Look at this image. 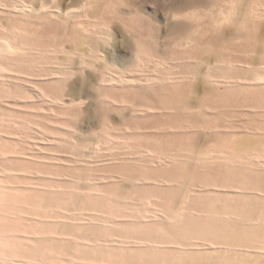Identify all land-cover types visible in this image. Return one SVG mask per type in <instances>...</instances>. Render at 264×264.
Returning <instances> with one entry per match:
<instances>
[{
    "label": "rangeland",
    "instance_id": "374dc122",
    "mask_svg": "<svg viewBox=\"0 0 264 264\" xmlns=\"http://www.w3.org/2000/svg\"><path fill=\"white\" fill-rule=\"evenodd\" d=\"M0 1L11 4L15 0H11V2L9 0ZM110 1H100V5L98 4L95 8L96 11L94 10L93 12L81 9L83 5L81 0L65 4L64 8L68 5V7H76V10L81 11L74 19L75 25H72L73 22L67 25L57 19L52 22L53 18H48L49 15L44 18V21L35 18L25 19L22 17L23 19H21V17H16L15 15L12 16V19V17L7 18L2 15L0 23H10L20 31V38L28 41V43L38 44L41 37H45L47 42L53 40L51 44L56 48L60 47V50L66 49L72 63L77 62L83 54L85 59H90V56H88L89 46L82 45L80 47L83 53L73 48L78 43V40L84 36L79 32H76L73 37L70 34L73 28H78V22L83 23L87 20L84 23L91 22L98 28H92L93 30L102 32H106L107 28L110 27L111 32L115 34V37L120 42L115 44L116 48L109 45L110 51L118 53L123 60L127 59L126 61H128V59L134 58V54L140 50V58L146 59L140 61L138 65H133L134 63L128 65L125 70L129 72L128 70L131 69L134 71L133 75L136 73L135 76L142 78H162L166 74L176 76L183 72H192L199 69L205 72L204 77L206 78L207 74L211 72L213 76L211 80L222 79L218 77L223 75L222 70L228 72L227 77H236L239 74L242 75L248 72V65L257 58V52L259 50L264 51V29L260 31L259 26L255 25L252 21L253 18H251L256 11L264 12V0H245V2L235 0L238 9L243 5L245 6V13L247 10L249 13L240 17L242 19H239V27L236 26L232 32L225 30L222 33L207 29L211 26L213 18L217 19L221 12L228 11V0ZM46 2L51 4L52 0H47ZM175 3L183 4L177 6ZM173 4L175 5L173 6ZM135 11L139 12V14ZM168 12L170 13L168 14ZM175 13L179 14L172 20L170 16L173 17ZM88 14L92 18L87 19ZM83 15L84 17H82ZM49 19H51V22ZM149 19L153 23H150ZM31 21L35 26L34 24L32 25ZM46 21L47 24H43ZM55 22L56 24H54ZM106 24H109L107 28ZM175 24L180 26L175 28L173 27ZM259 37H261V42ZM187 38L193 41L188 47L185 46L184 41ZM180 40L183 42L180 43ZM110 42L114 43L113 41ZM55 47L51 49L55 50ZM148 59L152 61H148ZM207 61L210 62L209 65L204 63ZM56 62L59 63L56 64ZM68 62L66 54L59 52L53 54L51 58L49 56L45 60L37 62L35 68L22 67L21 70L33 73L35 70L44 69L42 73H47L53 67H56L54 69H63L62 71H64L68 68L66 66ZM157 63H162V65ZM7 65L10 66L9 68L12 71L20 69V67L13 64ZM114 70H121V66H116ZM125 74L127 73L125 72ZM30 78L32 79L30 81L33 82L32 86H29L30 83L26 82L13 81L15 82L13 83L8 80L7 82L0 80V83H5V88L2 86L3 84H0V94H3L0 95V102L9 101L11 105H14V108L8 109L0 104V134H7L11 137L10 139L4 138L0 140V182L10 186L31 184L42 188L48 187L54 191L53 193L57 197L64 200L69 197L72 191L85 193L91 212L96 219H100V221H93L96 223H93L94 228H99L103 231L100 242L108 238L121 239L118 236V231L123 226L120 227L114 223L117 219L127 220L129 223L134 222L133 224L139 225L137 227L139 230L136 229L137 234L142 236L141 233L145 235V229L148 226L141 227L138 223L140 218L144 216L148 217L151 224L154 225L177 226L181 223H186L188 217L205 218L208 215L203 209V204H198L194 201L198 193L194 189L185 191L186 186L183 183L190 184L188 181L177 179L176 174V177L171 176V178H174L170 183L174 191L168 193V190L155 187V185L160 183L150 176L156 175L159 177L161 172L170 171L165 168L173 166L174 161L170 159L169 162L165 163L164 160H169L164 157L165 155L184 156V154H190L193 149L192 147L181 146L179 141L166 143L167 141L161 139L166 135L163 130L166 128V126L164 127V124H167L166 121L170 122L171 133L181 135L180 131L182 128H188L190 131L198 129L200 130L198 132L206 130L207 126L191 123V117L198 113L202 118L221 121L225 127H235L242 122L244 114L248 112L247 114L250 115L256 111V108H252V100L254 99L255 101V98L247 95L248 92L241 95L236 94L233 92L234 89H232L230 95L225 96V99L207 100L208 95H201L197 105L190 109L149 111V106L159 102L157 95H137V92L134 95H132L133 93L123 95L126 90H132L133 92L139 90L137 86L102 87L95 84L84 88L83 83L77 77L71 78L62 85L58 84L55 79L46 81L38 80L37 77L33 76ZM211 80H209L210 83ZM167 83L177 85L174 80ZM208 83L206 81L208 87H215ZM54 84H56L55 87ZM157 85V83H151L150 86ZM70 86L79 89L73 92L70 90ZM218 89L224 91L225 87L221 85ZM188 121H190V124L186 125L185 123ZM160 125L161 129L155 130ZM221 127L223 128L222 125ZM214 141L203 140L198 143L195 142V145H201L199 150L205 152L206 156L208 155L207 157L214 159L229 156L231 151L233 153V149L229 146L220 145L216 139ZM260 149H262L261 153L263 154L259 156L256 154L259 150L245 153V156L248 157L249 161L262 162L264 161V147ZM20 154H25L27 158L24 161H20L18 158ZM1 155L10 156V158L2 160ZM162 156L164 158H161ZM124 165H131L132 168L137 167L136 171H144V173L146 172L149 175L148 177L153 178H146L147 180L140 181L138 186H145V182H151L155 188H144L149 189L148 191H142L139 188L126 192V189L122 186L119 193H115L114 188H109L110 186L126 185L128 183L126 178H124V175H126V172L123 171ZM161 165L167 166H164L162 170ZM136 171L132 170V173ZM74 184L76 186L85 185V189L74 188L72 187ZM11 192L12 196L15 194L14 199L9 198L4 200V202L2 200V203L10 202L7 205H11L12 209H17L18 213L26 217L32 216L33 205L27 203V199L34 196V192L23 189H13ZM176 200L179 202L177 208L181 211L177 219L171 220L165 209L170 207V204L172 205V201ZM117 201L120 203L119 205L116 204ZM137 203L143 208L142 212L132 211V208ZM67 206L68 203L62 201L61 205L55 207V212L58 216L56 218L57 221L63 220L61 216L67 213L65 210ZM114 206H120L121 211L111 210ZM5 222L4 220L0 221L1 224ZM39 228L42 230V227ZM49 228H45V231L51 233L53 228ZM29 230L35 231L37 227L32 226ZM152 231L158 234L161 239L171 240L173 238L163 227H156ZM194 241H191V243L197 244ZM77 243L78 241L74 239L73 245L76 246ZM168 245L179 246L171 243ZM31 247L34 249L37 246L34 243ZM9 250L12 251L11 248L6 247L5 254L10 253ZM16 250L19 249L16 248ZM75 253L76 251L68 254L60 249L50 250L44 248L38 255L22 253L19 256L21 258H16L28 259L36 264H71L72 262L74 264H117L116 259L110 255L100 261H95L77 259L74 257L77 255Z\"/></svg>",
    "mask_w": 264,
    "mask_h": 264
},
{
    "label": "bare ground",
    "instance_id": "6f19581e",
    "mask_svg": "<svg viewBox=\"0 0 264 264\" xmlns=\"http://www.w3.org/2000/svg\"><path fill=\"white\" fill-rule=\"evenodd\" d=\"M9 1L11 2V0ZM46 1L47 0H15L14 3L11 2V4L2 3L0 1V18L2 15L7 18L15 15L16 17H21V19L35 18L44 21V18L49 15L48 18H53L52 22L55 21L54 19H57L64 24L66 23L69 25V23L73 22L72 25H75L74 19H76L78 16L77 14L81 11L76 10V7H68V5L64 8V5L79 0H52L51 4H48ZM81 1L83 2L81 9L93 12L100 1L106 0ZM110 2H116V0H111ZM228 2V11L221 12L217 19L213 18L212 24L207 30L222 33L225 32V30H230V32H232L236 26L239 27V19H242L240 17L248 14L249 11L246 9L247 11L245 13V6L243 5L238 9L235 0H228ZM242 2H245V0H242ZM106 3L108 4V2ZM175 4L178 6L183 3ZM175 4H173V6ZM136 13L139 14V12ZM169 13L170 12H168V14ZM178 14L179 13H175L173 17H170L173 20ZM82 17H84V15ZM88 18L92 17L88 14L87 19ZM251 18H253V23L259 26L258 28L260 31L264 29V12L256 11ZM246 19L245 21H247ZM50 20L51 19H49V21ZM8 21H10V19H8ZM76 21L78 22V20ZM148 21L153 23L150 19ZM84 22H78V28H73L70 34L72 37L76 32L84 35L73 48L76 49V51L82 52L80 48L82 45L89 46L88 56H90V59H85V55H81L80 53V59L77 62L75 61V63H72L71 57L68 56L65 48L60 50V47L56 48L51 44L53 40L47 42L45 37H41L38 44L33 42L28 43V41L20 38V31L10 23H0V31H2V33H0V80L6 82L7 80L11 82H26L30 83L29 86H32L33 82L30 81L32 80L30 77L33 76L37 77L38 80L47 81L55 79L58 81V84L62 85L71 78L77 77L83 83L84 88L95 84L102 87L137 86L139 90L134 92L132 90H126L124 94L123 92L122 94L128 95L129 93L130 95L133 93L132 95H134L136 94L135 92H137V95H157L156 97L159 102L149 106V111H180V109H190L197 105L201 95H208L206 98L207 100L225 99V96L230 95L232 89H234L233 92L236 94L241 95L248 92L247 95H251L255 98V101L254 99L252 100V108H256V111L254 114L253 112L250 115L247 114L248 112L244 114L242 122L235 127H225L221 121L202 118L198 113L191 117V123L207 126V128H205L206 130L198 132L200 131L198 129L190 131L188 128H182L180 131L181 135H174L171 133L172 127L170 122L166 121L167 124H164L166 128L163 129L166 135L161 139L167 141L166 143L179 141L181 146L192 147L193 149L190 151V154H184V156L165 155L164 157L169 159L164 160L165 163L169 162L170 159L174 161L173 166L161 165L162 170L164 166H167L165 169L170 170L167 171L169 173L161 172L159 177L156 175L150 176L154 177L157 182L160 183L155 185V187L163 188V190L166 191L168 190V193L174 191L170 184L174 179L173 177L171 178V176L176 177L177 175V179L180 178L182 181H188L190 184L183 183V185L186 186L185 191L194 189L198 193L194 201L198 204H203V209L208 215H206L205 218L188 217L186 223H181L177 226L154 225L151 224L148 217L144 216L140 218L138 224H140L141 227L148 226L146 227L147 229H145L147 235L142 233V236L138 235L137 230L139 229L137 227L139 225L133 224L134 222L129 223L127 220L123 221L117 219L114 223L120 227L123 226L118 231V236L121 239L108 238L100 242L99 240L103 235V231L93 226V221H100V219H96L91 212L85 193L72 191L69 197L64 200L57 197V195L53 193L54 191L48 187L42 188L31 184L10 186L0 182V221H6L4 224L0 223V264H36L28 259L22 260L23 258L17 259L16 257H19L22 253L38 255L44 248L50 250L60 249L68 254L76 251L77 255L74 257L80 260L100 261L107 257V255H110L116 259L117 264H264V161H249L248 157L245 156V153L247 154L254 150H259V152L256 153L258 156L263 154L260 148L264 147V51L259 50L257 52V58L248 65V72L242 75L239 74V76L236 77H227L228 72L222 70L223 75L218 76L222 79L211 80V77H213L211 72L207 74L206 78L204 77L205 72L199 69L192 72H183L176 76L166 74L162 78H142L135 76L136 73L133 75L134 71L131 69L128 70L129 72L125 71L128 65L132 63H134L133 65H138L140 61L146 60L145 58H140V50L138 53L134 54V58L128 59V61H126L127 59L123 60L118 53L116 54L110 51L108 47L112 45L116 48L115 44L120 43L118 38L115 37V34L111 32L110 27L107 28L109 24L105 25L107 31L102 32L93 30L92 28H95L96 25L91 22ZM44 23L47 24V21L43 22V24ZM33 24L32 22V25ZM54 24H56V22ZM179 26V24L173 25L175 28ZM184 41L187 47L193 42L190 38ZM259 41L261 42V37H259ZM181 42L183 41L180 40V43ZM52 47L56 49H51ZM59 52L66 54L67 61H69V66L67 64L66 66L68 68L64 71H62V68H60L62 70L54 69L56 67H53V69L49 67L52 70H49L47 73H42L44 69L39 71L34 69L35 72L33 73L27 70H21L22 67L35 68L37 62H41L49 56L51 58L53 54ZM150 60L151 59H148V61ZM57 63L59 62H56V64ZM204 63H207L206 65L210 64L209 61ZM7 64H13L20 67V69H14L15 71H12ZM117 64L121 66V70H114V68L118 66ZM157 64L162 65V63ZM125 72L127 74H125ZM171 80L176 81L177 85H170L167 83ZM209 80H211V83ZM206 81L207 83L209 82L208 84L215 87H208ZM151 83H157L158 85L150 86ZM0 84H3L2 86L5 88V83ZM55 85L56 84H54V87ZM221 85L225 87L224 91L218 89ZM70 87V90L73 92L79 89L73 86ZM203 91L205 92L203 93ZM0 95L3 94L1 93ZM73 102L75 101L73 100ZM0 104L8 109L14 108V105H11L9 101H2ZM185 124H190V121ZM160 127L161 125L155 128V130L161 129ZM4 138L10 139L11 137L7 134H0V140ZM215 139L220 145L232 148L233 153L231 151L229 156L217 157L214 159L207 157L208 155L206 156L205 152L199 150L201 145H195V142L198 143L203 140L215 142ZM164 157L162 156L161 158ZM1 158L2 160H8L10 156L1 155ZM18 158L20 161H24L27 157L25 154H20ZM124 166L123 171L126 172L124 178H126L128 183L126 185L119 184L117 186H110L109 188H114L113 190L115 193H119L122 186L126 189V192L139 188L142 191L149 190L144 188H155L152 186L151 182H145L147 187L146 185L138 186L140 181L153 178L148 177L149 175L146 174V172L144 173V171H136L137 167H133V169L131 165ZM142 169L146 171L145 168L142 167ZM132 170L136 172L132 173ZM154 182L156 183V181ZM75 186L74 184L72 187L81 190L85 187V185ZM13 189H23L34 192L35 195L27 199V203L33 205L31 212L32 216L29 215L26 217L18 213L17 209H12L10 207L11 205H7L10 202L6 204L2 203V200L4 202V200L15 196L14 193V196H12L11 191ZM19 197L17 198L19 199ZM62 201L68 203L67 208H65L67 213L61 216L63 220L57 221L56 218L58 216L55 212V207L61 205ZM171 203L172 205L170 204V207H167L165 212L171 220L177 219L181 211L177 208L179 202L176 200ZM116 204L119 205L120 203L117 201ZM111 210L121 211V208L120 206H114ZM132 211L142 212L143 208L137 203L132 208ZM27 226L29 228L32 226L37 227V230L31 231L29 228L27 229ZM39 227H42V230ZM49 227L53 228L51 233L45 231V228L48 229ZM156 227H163L166 229V231L173 236V240L159 238L160 236L152 231L155 230ZM74 239L78 241L76 246L73 245ZM194 240L197 244L191 243V241ZM34 243L37 247L33 249L31 246ZM170 243L179 246L173 247L172 245H168ZM187 246L193 247L189 248ZM6 247L12 249V251L9 250L10 253L8 254H5ZM16 248L21 251L16 250ZM174 253L176 254L174 255ZM71 264H74V262Z\"/></svg>",
    "mask_w": 264,
    "mask_h": 264
}]
</instances>
